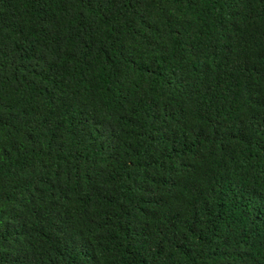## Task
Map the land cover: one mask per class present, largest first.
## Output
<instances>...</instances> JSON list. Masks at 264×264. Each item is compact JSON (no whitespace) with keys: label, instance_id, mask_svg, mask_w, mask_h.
Returning a JSON list of instances; mask_svg holds the SVG:
<instances>
[{"label":"trees","instance_id":"obj_1","mask_svg":"<svg viewBox=\"0 0 264 264\" xmlns=\"http://www.w3.org/2000/svg\"><path fill=\"white\" fill-rule=\"evenodd\" d=\"M0 264H264V0H0Z\"/></svg>","mask_w":264,"mask_h":264}]
</instances>
